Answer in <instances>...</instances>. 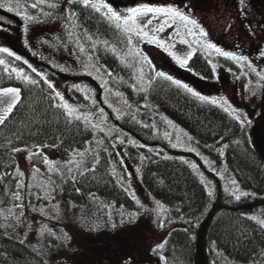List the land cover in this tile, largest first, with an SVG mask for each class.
<instances>
[{
  "label": "trees",
  "instance_id": "1",
  "mask_svg": "<svg viewBox=\"0 0 264 264\" xmlns=\"http://www.w3.org/2000/svg\"><path fill=\"white\" fill-rule=\"evenodd\" d=\"M4 1L19 3L20 10L24 7L33 14L40 6L32 7L37 0H0ZM45 3H56V11L60 8L67 13L71 19L65 25L69 49L78 52L76 43L85 46L87 55L106 74L108 85L132 109L143 111L145 105L146 116L154 111V115L166 117L183 129L212 160L217 159L223 148L227 169L246 196L237 200L203 169L207 179L215 185L209 196L204 182L190 164L195 160L191 154L135 136L127 129L129 122L123 120L120 128L132 139L122 136L124 140L118 146L120 155L140 165L141 190L167 208V214L158 219L165 228L158 233L159 245L164 247L146 249L145 244L138 242L136 246L138 223L128 224L127 228L104 239L102 234L86 237L77 232L71 239L62 241L50 234L45 237L43 252L8 236L0 226V264H264V225L250 216L256 214L264 220V109L260 113H263L262 118L254 123L259 129L256 139L252 125L247 122L246 126L241 125L242 116L237 120V115L224 107L201 101L184 88L157 77L150 63L143 59L141 38L118 28L105 14L106 9L96 12L90 6L85 7L81 0L71 3L46 0ZM234 6L238 8L241 31L255 43L264 40V4L249 0L241 4L239 0ZM45 26L43 30L32 29L39 31L34 35V44L54 54L60 44L45 35L43 31L50 28ZM74 26L77 38L71 31L75 30ZM6 29L17 38L14 46L20 49L25 36L20 32L21 27L17 24L15 28ZM41 32L44 35H37ZM0 60L5 62L0 64V90H20L16 106L0 124L2 211L17 205L18 153L29 152L31 166L41 168L42 149H52L57 156L65 157L84 149L96 137V132L85 118L69 116L62 106L63 101L55 95V88H49V80L33 71L24 60H16L3 52H0ZM186 69L206 82L213 79L210 60L201 51L194 52ZM17 72L21 76L18 77ZM24 76L36 83H28ZM244 80L243 76L240 87L244 86ZM79 99L78 103H83L81 96ZM116 157L121 161L122 157L117 154ZM111 167L109 157L101 155L95 166L80 173L76 181H65L60 196L67 204L111 201L120 209L138 213V204L118 184ZM210 214L212 217L203 233ZM60 231L55 230V234H65ZM147 239L145 236V241Z\"/></svg>",
  "mask_w": 264,
  "mask_h": 264
},
{
  "label": "rangeland",
  "instance_id": "2",
  "mask_svg": "<svg viewBox=\"0 0 264 264\" xmlns=\"http://www.w3.org/2000/svg\"><path fill=\"white\" fill-rule=\"evenodd\" d=\"M91 2L99 3L100 0ZM103 2L124 14H127L128 8L141 4L155 7L171 6L181 11L187 8L188 14L201 23L209 33L206 37L208 41L224 50L248 57V62L256 69L255 72L251 71L246 63L224 58L196 43L195 38L187 36L182 27L180 36L175 35L178 25L171 27L164 25L163 31L153 33L152 29L159 27L163 22L159 17L153 20L147 31L149 38L154 35L163 46L158 45L155 40L149 42V38L141 39V50L155 75L157 71H162L203 96L215 97L217 105L224 107L233 115L242 116L243 120L247 117V123L252 125V129H258L254 123L259 117L262 118L263 113H260L264 109V79L259 75L264 73V56L261 55L264 52V40L259 39L255 43L250 41L253 38L247 37L246 33L241 31L238 8H235L232 2L229 0H103ZM0 3L4 5L0 7V13L16 20L21 27L20 32L25 34L21 48L18 49L14 46L17 38L0 26V47L9 48L31 69L47 78L56 92H60L63 103L75 109L73 114L85 118L96 132V137L84 149L65 157L57 156L52 149H42L41 168L31 166L29 152L18 153L19 199L16 198L17 205L0 211V226L8 236L42 251L46 249L45 237L50 234L62 241L65 238L71 239L77 232L86 237L102 234L105 236L102 238L104 239L127 228L128 224L138 223V232L135 234L136 246L138 243L145 244L144 247L149 249L159 245L158 233L164 232L165 228L158 219L167 214V208L146 196L141 190L140 165L120 155L118 146L124 140L122 136L132 139L127 131L120 128L123 120L129 122L127 129L135 136L151 142L158 141L174 150L191 154L195 160L190 161V164L204 182L208 192L213 193L215 185L207 179L203 169L212 174L228 194L236 198L240 193H245L236 182L235 184L231 182L235 180L227 169L223 148L216 160L208 158L183 129L166 117L154 115V111H150L152 115L146 116L145 105L142 106L143 111L138 108L132 109L124 98L108 85L106 74L87 55L85 46L76 43V47H79L78 52L76 49L74 51L69 49L65 25L71 19L62 9L56 11L44 3L40 4L33 14L24 7L20 10V4L16 2ZM9 7L13 10L8 11ZM44 13L51 15L45 16ZM26 16L36 17L39 22L30 23L25 19ZM143 22L146 23V19ZM45 25L50 27L43 31L45 35L60 44L58 45L60 48L54 54H48L34 44V35L39 31L33 32L32 29L40 27V30H43L46 28ZM74 29L71 31L77 38L79 35L75 26ZM38 33L37 35H44L42 32ZM182 38L189 43H181ZM196 50L203 52L210 60L213 79L208 82L188 73L187 64L180 67L169 55L173 53L184 59L187 58L188 52L194 54ZM243 76L244 86L240 87L239 82ZM80 96L83 98L81 104L78 103ZM12 98L11 94L0 91V115H4V109ZM104 154L111 161L112 173L118 184L138 204L140 209L138 213L132 214L120 209L111 201L92 200L81 205L67 204L60 196V189L65 181H76L80 173L93 168L99 157ZM116 154L119 158L122 157L120 163L116 159ZM45 160L48 163H45ZM250 216L257 222L263 220L256 214ZM55 230H62L60 232L65 234L57 236ZM145 236L149 243L145 241Z\"/></svg>",
  "mask_w": 264,
  "mask_h": 264
},
{
  "label": "snow or ice",
  "instance_id": "3",
  "mask_svg": "<svg viewBox=\"0 0 264 264\" xmlns=\"http://www.w3.org/2000/svg\"><path fill=\"white\" fill-rule=\"evenodd\" d=\"M46 0H37V3H34L32 5L33 8L38 7L40 4H44ZM69 3L72 2V0H68ZM81 3L85 7H92L95 9L96 12H101L103 9H106V15L110 20H113L116 22V25L118 28H122L123 31L128 33L130 36L132 34H135L136 36L140 37L141 39L143 38H149V32L147 31L148 27L153 24V20L156 18H162L163 22L160 24L159 27L153 28L152 32H159L163 31L164 25H168L169 27L173 25H178L176 28L175 35L180 36L181 34V27L183 28L185 34L187 36H191L195 38V42L198 44H202L206 49L214 51L217 55L222 56L224 58L230 59V60H235L238 63L243 62L247 64V67L255 72L256 69L252 67V64L248 62V57L244 55H237L235 52L232 51H227L222 49L221 47L217 46V44L212 43L206 39V37L209 35V33L205 30V27L202 26L201 23H199L196 19L192 18L188 14L187 8L185 11H181L175 7H155V6H150L148 4H141L138 7L134 8H128L127 9V14L120 13L116 10H114L112 7L109 6L108 3L103 2V0H100L99 3H92L91 0H81ZM244 3V0H241V4ZM4 5H0V7H3ZM49 8L55 9L58 7L56 3H49L47 5ZM8 11H12L13 9L9 7L7 9ZM45 16H50L51 13H44ZM25 19L28 22H39L36 17L33 16H26ZM144 23L143 21H145ZM25 31H27V27L25 28ZM152 40H155L156 43L160 46H163L162 42L153 35L152 37L149 38V42H152ZM181 43L183 44H188L189 41L186 39H181ZM128 43L131 44L132 40L129 39ZM167 51V49H165ZM0 52L6 53L8 56H15L16 60H20L21 57L15 55L13 51H11L7 47H0ZM137 55L139 53L137 52ZM169 55L172 56V58L179 64L180 67H184L188 63V58H191L193 55L192 52H188L187 58L181 59L180 57L176 56L173 53H169ZM262 56H264V52L261 53ZM144 61L147 63H150L147 61L146 57H143ZM5 62L3 60H0V64H4ZM15 71V69L13 70ZM35 71V69H33ZM262 79H264V73H259ZM17 76H21V73L17 72ZM157 77H162L168 81H171L173 84H175L177 87L184 88L187 90L189 93H191L194 97L198 98L201 101L208 102L211 104H216L217 100L215 97H208V96H203L200 93L194 91L192 88H190L187 84H182L181 81L173 79L171 75H167L166 73L162 71H157L156 72ZM23 79L27 81L28 83L35 84V80H29L28 77L24 76ZM46 83H48L47 80H45ZM49 88H53L54 86L51 83H48ZM4 94H11L13 97L11 99V102L7 104V107L4 109V115H0V124H3L7 118V115L10 114L13 110V108L16 106L18 100H19V89L16 88H8V89H3L0 90ZM55 95L57 97H60L61 100L63 101V97L61 96L60 92H56ZM227 103V101H225ZM62 106L66 109L67 114L71 116L75 109H73L71 106H69L67 103H63ZM227 111V109H225ZM235 111V110H233ZM231 114V113H230ZM78 118V117H77ZM237 120H240V116L237 115L235 117ZM248 118L245 117L244 120L241 121L242 126H246ZM190 139V137H189ZM176 145H173L175 147ZM19 151V150H17ZM83 155V154H81ZM45 163H48L47 160H45ZM79 166V164H78ZM194 167V166H193ZM233 184H235V181H231ZM19 186V185H18ZM16 198L19 199V194H15ZM212 193L211 191L209 192V196H211ZM246 195L245 193H240L239 196H236V199L239 200L241 196ZM19 207V205H18ZM262 225H264V220L259 221ZM159 248H163L164 245L160 244L158 245ZM163 259V257H161Z\"/></svg>",
  "mask_w": 264,
  "mask_h": 264
},
{
  "label": "water",
  "instance_id": "4",
  "mask_svg": "<svg viewBox=\"0 0 264 264\" xmlns=\"http://www.w3.org/2000/svg\"><path fill=\"white\" fill-rule=\"evenodd\" d=\"M0 25L3 26V27H5V28H15L17 26V23L13 19H11V18H9L7 16H4V15L0 14ZM254 132H255V137L257 139L258 129H255ZM248 209H251V207H248ZM211 217H212V215L210 214L208 216V219L205 221V225H204L203 230H202L203 233L205 232L206 227H207V225H208ZM199 251H200V248H199L198 252Z\"/></svg>",
  "mask_w": 264,
  "mask_h": 264
},
{
  "label": "flooded vegetation",
  "instance_id": "5",
  "mask_svg": "<svg viewBox=\"0 0 264 264\" xmlns=\"http://www.w3.org/2000/svg\"><path fill=\"white\" fill-rule=\"evenodd\" d=\"M229 1L232 2V4H236L239 0H229ZM249 1L252 2V3L257 1V2H262L264 4V0H249ZM255 95H250V94H247V95L236 94V96H255ZM258 96H260V95H258Z\"/></svg>",
  "mask_w": 264,
  "mask_h": 264
}]
</instances>
